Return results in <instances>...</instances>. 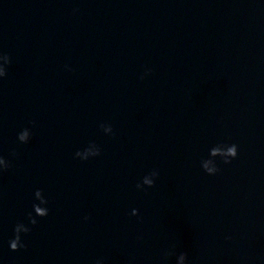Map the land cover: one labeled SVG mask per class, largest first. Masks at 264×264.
<instances>
[{
	"label": "water",
	"instance_id": "water-1",
	"mask_svg": "<svg viewBox=\"0 0 264 264\" xmlns=\"http://www.w3.org/2000/svg\"><path fill=\"white\" fill-rule=\"evenodd\" d=\"M0 52V264H264V0H0Z\"/></svg>",
	"mask_w": 264,
	"mask_h": 264
},
{
	"label": "clouds",
	"instance_id": "clouds-1",
	"mask_svg": "<svg viewBox=\"0 0 264 264\" xmlns=\"http://www.w3.org/2000/svg\"><path fill=\"white\" fill-rule=\"evenodd\" d=\"M73 11H76L74 9ZM11 63L10 56L7 53L0 52V78H3L7 75V66ZM67 68L68 66L65 65ZM71 71V69H69ZM152 70L146 69L143 74L139 77L140 79H144L145 75H148ZM34 123V122H30ZM100 128L106 134L114 135L112 126L110 124L101 123L99 125ZM31 130L29 128H23L18 134L17 139L21 143H27L31 138ZM101 153L100 147L94 142L89 141L87 146H85L82 150H77L75 152V157L80 158L81 160H87L90 157L99 156ZM11 156L15 157L17 153L13 150L10 153ZM238 155V146L236 143H226L219 142L208 149V157L202 158L200 161V167L204 170L205 173L209 175H215L220 171V168L217 165L216 159L219 157L224 164L231 163L232 159H235ZM12 166L11 160L6 159L3 156H0V173L7 171ZM159 176V171L157 169H152L143 175L135 185L138 190H146V187H153L155 184V179ZM35 201L32 204V212L27 214L28 224L23 222H17L13 226V234L8 240V247L10 251H18L20 249H24L26 244L22 239V234H27L31 231V227L29 225H36L37 219L36 217H45L49 213V209L46 207L48 204L47 198L43 195L42 189H36L34 191ZM33 213L35 215H33ZM131 215L137 216L138 209L133 208L131 210ZM85 220L88 219L87 216L84 217ZM226 240H231V236H226ZM175 256V264H189L188 254L185 251H180L178 254L175 251V246H172L169 249H165L162 253V259L167 261L170 257ZM93 264H104L103 258L96 259Z\"/></svg>",
	"mask_w": 264,
	"mask_h": 264
}]
</instances>
